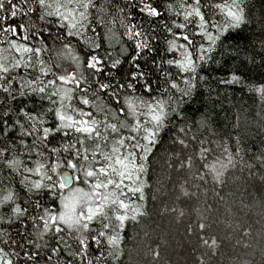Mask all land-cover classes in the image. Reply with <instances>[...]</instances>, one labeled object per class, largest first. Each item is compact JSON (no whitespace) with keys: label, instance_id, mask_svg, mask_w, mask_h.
<instances>
[{"label":"snow or ice","instance_id":"snow-or-ice-1","mask_svg":"<svg viewBox=\"0 0 264 264\" xmlns=\"http://www.w3.org/2000/svg\"><path fill=\"white\" fill-rule=\"evenodd\" d=\"M221 86L264 98V0H0V264H120L149 156L208 151Z\"/></svg>","mask_w":264,"mask_h":264},{"label":"trees","instance_id":"trees-1","mask_svg":"<svg viewBox=\"0 0 264 264\" xmlns=\"http://www.w3.org/2000/svg\"><path fill=\"white\" fill-rule=\"evenodd\" d=\"M243 35L259 51L258 30L255 36ZM232 37L226 47L239 40L236 32ZM217 59L221 64L211 72L215 78L227 76L238 63ZM249 76L262 79L258 72ZM202 105L215 130L205 135L208 151L201 149L199 136L193 141L189 134L187 148L165 136L149 156L137 185L142 192L122 233L120 264H264V164L254 158L264 141V98L247 88L221 86L211 98L204 89L192 107ZM237 117L239 129L234 127ZM236 135L244 139L246 151L229 161L225 148Z\"/></svg>","mask_w":264,"mask_h":264},{"label":"rangeland","instance_id":"rangeland-1","mask_svg":"<svg viewBox=\"0 0 264 264\" xmlns=\"http://www.w3.org/2000/svg\"><path fill=\"white\" fill-rule=\"evenodd\" d=\"M74 186V184H72Z\"/></svg>","mask_w":264,"mask_h":264},{"label":"water","instance_id":"water-1","mask_svg":"<svg viewBox=\"0 0 264 264\" xmlns=\"http://www.w3.org/2000/svg\"><path fill=\"white\" fill-rule=\"evenodd\" d=\"M70 187H71V185H70Z\"/></svg>","mask_w":264,"mask_h":264}]
</instances>
